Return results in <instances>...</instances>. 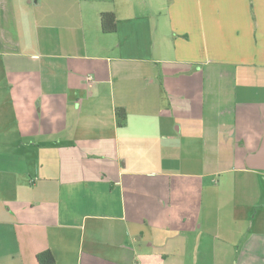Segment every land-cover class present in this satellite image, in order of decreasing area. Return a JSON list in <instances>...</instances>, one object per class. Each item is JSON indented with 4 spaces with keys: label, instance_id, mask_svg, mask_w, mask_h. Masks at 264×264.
<instances>
[{
    "label": "crops",
    "instance_id": "0c3cea01",
    "mask_svg": "<svg viewBox=\"0 0 264 264\" xmlns=\"http://www.w3.org/2000/svg\"><path fill=\"white\" fill-rule=\"evenodd\" d=\"M47 251L264 264V0H0V264Z\"/></svg>",
    "mask_w": 264,
    "mask_h": 264
},
{
    "label": "trees",
    "instance_id": "16d2710c",
    "mask_svg": "<svg viewBox=\"0 0 264 264\" xmlns=\"http://www.w3.org/2000/svg\"><path fill=\"white\" fill-rule=\"evenodd\" d=\"M101 27L104 33H115L117 31V19L114 13H103L101 15ZM124 110L118 109L117 115L121 121L124 120ZM40 264H55V258L51 251L43 252L37 256Z\"/></svg>",
    "mask_w": 264,
    "mask_h": 264
},
{
    "label": "built area",
    "instance_id": "2783aa9c",
    "mask_svg": "<svg viewBox=\"0 0 264 264\" xmlns=\"http://www.w3.org/2000/svg\"><path fill=\"white\" fill-rule=\"evenodd\" d=\"M91 79H92L91 77L87 78V80H91Z\"/></svg>",
    "mask_w": 264,
    "mask_h": 264
}]
</instances>
